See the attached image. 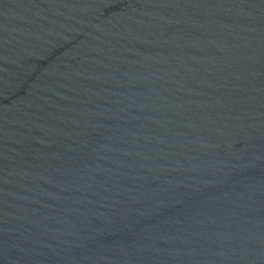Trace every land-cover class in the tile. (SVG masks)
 Returning <instances> with one entry per match:
<instances>
[{
    "label": "water",
    "instance_id": "water-1",
    "mask_svg": "<svg viewBox=\"0 0 264 264\" xmlns=\"http://www.w3.org/2000/svg\"><path fill=\"white\" fill-rule=\"evenodd\" d=\"M0 264H264V0H0Z\"/></svg>",
    "mask_w": 264,
    "mask_h": 264
}]
</instances>
